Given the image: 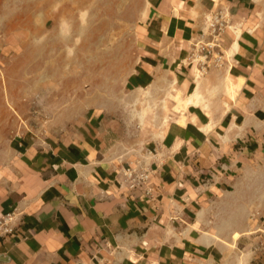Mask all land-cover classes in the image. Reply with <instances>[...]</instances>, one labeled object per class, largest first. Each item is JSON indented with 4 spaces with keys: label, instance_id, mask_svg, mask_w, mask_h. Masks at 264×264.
Instances as JSON below:
<instances>
[{
    "label": "crops",
    "instance_id": "1",
    "mask_svg": "<svg viewBox=\"0 0 264 264\" xmlns=\"http://www.w3.org/2000/svg\"><path fill=\"white\" fill-rule=\"evenodd\" d=\"M146 2L131 131L95 105L10 139L0 216L14 228L0 264H248L242 244L264 233V4ZM212 14L224 27L203 59ZM2 38L0 74L23 51ZM127 165L150 170V194L128 188Z\"/></svg>",
    "mask_w": 264,
    "mask_h": 264
},
{
    "label": "rangeland",
    "instance_id": "2",
    "mask_svg": "<svg viewBox=\"0 0 264 264\" xmlns=\"http://www.w3.org/2000/svg\"><path fill=\"white\" fill-rule=\"evenodd\" d=\"M146 1L0 0L2 39L23 45L1 69L0 160L19 130L72 126L95 105L131 131L126 121L143 106L130 74ZM242 245L254 250L248 264H264V233Z\"/></svg>",
    "mask_w": 264,
    "mask_h": 264
},
{
    "label": "built area",
    "instance_id": "3",
    "mask_svg": "<svg viewBox=\"0 0 264 264\" xmlns=\"http://www.w3.org/2000/svg\"><path fill=\"white\" fill-rule=\"evenodd\" d=\"M224 23L221 20L220 14H212L208 18V29L210 41L206 43L204 48L200 50L204 51L203 59L207 56L213 54V50L218 43L219 36L223 31ZM201 62V60H199ZM202 63V62H201ZM150 175V170L141 165L130 166L127 165L123 170L124 182L127 184L129 189L143 188L146 194H150V189L146 186L148 178ZM12 215L7 213L0 216V234H7L13 231Z\"/></svg>",
    "mask_w": 264,
    "mask_h": 264
}]
</instances>
